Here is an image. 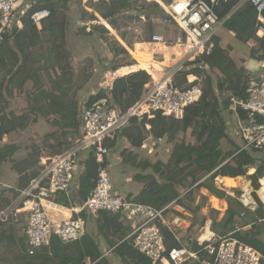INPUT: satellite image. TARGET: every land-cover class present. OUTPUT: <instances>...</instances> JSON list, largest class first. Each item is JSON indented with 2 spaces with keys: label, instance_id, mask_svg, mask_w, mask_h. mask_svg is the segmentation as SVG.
I'll return each instance as SVG.
<instances>
[{
  "label": "trees",
  "instance_id": "1",
  "mask_svg": "<svg viewBox=\"0 0 264 264\" xmlns=\"http://www.w3.org/2000/svg\"><path fill=\"white\" fill-rule=\"evenodd\" d=\"M243 1L221 0L217 13L221 17L232 14L226 27L234 32L240 41H256L259 44V49L252 52V57L254 58L258 55V58L261 59L264 57V40L256 37L255 26L258 17L254 7L248 1ZM42 10L50 11L51 16L42 22V29L40 30L33 23L31 16ZM64 10H66V0L42 1L40 4L31 6L25 15L22 16L20 14L24 25L23 30L15 28L12 33H7L0 48V69L10 68V70L7 74L8 80L6 79V81L1 82L0 89L5 91L9 99L15 98L16 91L19 94L24 93L26 84L29 82L36 86L33 94L34 97L46 89L47 83H43L42 77L38 73H35L32 66L33 62L30 61L33 55L32 51L41 44V35L43 33L55 32L56 36L60 37L61 35L62 42L55 38L56 43L50 52V56L59 61L57 62V66L65 68L66 63L63 64L62 61H69L73 57L65 45L67 29L65 23L61 20L66 19ZM95 10L103 18H101L103 21H107L112 17V9L107 4L104 7L96 6ZM92 17L94 20L97 19L96 16ZM175 30L182 32L178 25ZM106 33V27L96 25L91 27L87 36H104ZM183 35L185 34L183 33ZM150 42L153 45L165 43V41L162 43ZM173 45H176V43H173ZM108 46L114 57L118 58L129 55L128 51L116 41L109 42ZM175 51L179 53L178 58L186 53V50L179 48H175ZM202 57L207 68L218 75L217 87H215L214 79L210 73L204 70L202 99L197 105L188 107L182 119L163 117L160 114L149 121L147 118L142 121L132 119L129 126L123 129L117 136L118 139H127L135 148L142 146L145 139L143 134L144 131L146 132L147 125L150 126V133L157 139H162L165 136L173 138L179 132H187L189 129L193 130V134L196 137V144L194 145L177 144L174 147L168 165H161L160 163L152 165L148 161L145 162L143 167L145 169L151 167L156 174H159L163 178L164 183H160L155 177L150 178V182L144 187L140 195L133 199L137 203L162 209L180 197V188L189 190L187 195L193 199V202L196 201L198 196H201L200 204L196 209H192L184 204L186 210L193 215L190 219L192 226L187 232L183 231L184 234H189L192 231H199L207 223V218L202 215V210L206 206L208 199L200 193L202 189H206L212 196L225 200L228 204V210L222 219H219V211L211 210L212 232L216 236L223 237L233 233L236 230V225H239L241 228L250 226L251 228L249 229L235 233L233 237L254 247L264 255V203L257 194V191L261 187L260 181L264 178V163H261V159L255 155L264 152V147L262 149L252 148L247 150H242L241 147H238L233 151L226 152L222 145V141L228 138L226 123L222 115L229 109L231 97H247L250 77L244 69H239L231 59L229 53L220 47L219 39H216L211 55ZM195 63L196 61H192L190 65H194ZM133 65V63L119 65L115 70H118L120 67ZM174 66L171 65L169 70ZM166 72L163 73L154 68L135 71L126 77L119 78L113 83L112 90L110 91L111 96L119 104L120 108L125 111L142 98L146 91L145 86L152 81V77L157 81L164 77ZM191 73L201 76L202 71L198 69L178 74L183 75V83H185L187 75ZM64 83L65 85L63 86L55 87L50 94L45 95L43 100L30 107L28 111V113L36 117L52 118V126L55 129L58 128L66 132L62 136H59V133L55 132L50 137L45 138V142L53 151V154H60L70 149L80 137L81 121L79 118L80 105L77 99L78 89L73 91L72 86H67L74 84L73 77L67 78ZM106 93V91L101 90L97 95L91 96L89 104H94L105 98L107 96ZM222 95L226 96V98L221 99ZM0 99V123H2L0 127V141H3L6 136L25 127L21 122L14 120L7 121L6 107L1 96ZM31 101L32 99L29 100V102ZM3 106L4 108H2ZM25 119L27 122L31 120L28 115H25ZM69 136H71L70 141ZM53 139L56 143L53 142ZM113 145L114 143L112 147ZM16 149L14 145L0 148V166L9 160V155L6 151H10L12 154ZM41 157L39 154L33 161L27 159L24 163V168L19 171L16 170L20 176L18 188H27L31 181L39 175L41 167L38 168V166L40 165ZM107 165L105 164L103 167ZM100 169L101 165L96 161V157L90 154L84 172L79 179L80 191H78V197L81 203L95 189ZM251 169H255V172L249 176L255 189V192L252 194L253 199L257 203L255 210L243 205L239 200L240 193L235 196L230 195L219 189L215 183L218 177L238 178L246 176L247 172ZM139 179L141 180L139 182L147 183V179L145 180L141 177ZM262 181L264 182V179ZM11 192H13L12 199L14 200L18 193L16 191ZM11 200L4 201L5 205L0 204V210L8 207L12 203ZM58 203L69 206L68 198L65 196L61 197ZM98 217L97 225L99 233L124 264H152L150 259L133 247L131 241H125L129 229L120 221L119 215L100 213ZM2 224L0 221V226ZM163 234L169 250L183 246L195 251L199 248L196 239L192 237H189L185 244L179 240L177 233L173 234L167 228H163ZM74 244L77 245V254L69 255L68 247ZM74 244L65 245L60 240L55 239L51 254L41 251L30 256L26 252V256L23 255L22 264H110L107 259L102 257L99 246L91 237L85 235ZM186 264L201 263L189 261Z\"/></svg>",
  "mask_w": 264,
  "mask_h": 264
},
{
  "label": "built area",
  "instance_id": "2",
  "mask_svg": "<svg viewBox=\"0 0 264 264\" xmlns=\"http://www.w3.org/2000/svg\"><path fill=\"white\" fill-rule=\"evenodd\" d=\"M24 1L0 0V48L7 33H12L15 28L24 29L21 17L17 14ZM184 1L190 3V8L175 14L178 23L169 13H166L162 22L166 26L180 24L185 29L188 34L187 43H191L192 47L189 60H192V56H210L220 30L226 27L232 14L221 17L217 13L221 0ZM244 1L254 7L258 17L256 37L264 40V0ZM28 10L20 14L23 16ZM50 16V11L42 10L33 14L31 19L41 30L42 22ZM151 41H165V37L153 35ZM258 49L257 43L255 51ZM258 69L260 75L250 77L247 97L230 98L229 110L234 113L237 130L245 143L242 150L264 147V57L259 59ZM175 74L169 73L164 83H157L151 76L153 80L145 86L142 98L125 111L113 100L110 92L94 104H89V100L81 103L80 137L75 144L60 154L42 156L39 175L27 188L4 186L16 191L18 195L12 204L0 210V221L4 224L26 221L24 234L30 256L41 251L51 254L55 239L65 245L77 243L87 232L84 215L98 217L100 213H109L120 216V221L129 229L125 241H131L133 247L150 259L152 264H186L189 261L201 264H264L262 253L233 237L235 233L249 229L250 226L241 228L236 225L233 233L219 237L211 230L212 222L207 221L196 239L198 250L186 246L169 250L163 228L176 234L185 225L180 215L170 214L178 206L179 199L157 209L113 193L108 166H103L107 164L112 144L117 141L119 133L129 126L130 120H150L158 114L180 120L188 107L201 101V77L191 73L187 75L185 83L178 84L174 80ZM83 151H90L101 169L95 189L85 201L76 205L72 201L71 187L76 178L78 156ZM251 194V191L248 193L245 190L239 200L245 207L255 210L257 203ZM63 196L68 198L69 206L58 203ZM176 212L185 214V209ZM52 215L62 219L55 220Z\"/></svg>",
  "mask_w": 264,
  "mask_h": 264
},
{
  "label": "rangeland",
  "instance_id": "3",
  "mask_svg": "<svg viewBox=\"0 0 264 264\" xmlns=\"http://www.w3.org/2000/svg\"><path fill=\"white\" fill-rule=\"evenodd\" d=\"M42 1L44 2L45 0H25L17 14L20 16L22 11L28 10L31 6L40 4ZM160 1L167 7L174 8V0ZM176 2L178 5H181L183 2L186 3L187 1L177 0ZM105 4L112 9V17L107 21H103V18L95 10L96 6L104 7ZM64 12L66 13V19L61 20L65 23L67 29L65 45L66 49L73 55L69 61H62L63 64L66 63V67L62 68L61 66H57V62L59 61H56L53 59V56H50V52L54 47L53 45L56 43L55 38L62 42L61 35L58 37L55 32H46L41 35V44L32 51L33 55L30 60L33 62L32 66L34 67L35 73H38L42 77L43 83H47L46 89L36 94L34 97L33 94L36 86L29 82L26 84L24 93L19 94V92L16 91L17 96L15 94L14 99H9L5 91L0 89V96L6 107L7 121H18L25 127L22 130L19 129L8 135L4 141H0V148L10 145H14L17 148L12 154L10 151H6L9 155V160H7L9 167L11 166L15 172H17L16 170L19 171L24 168V163L27 159L33 161L39 154L41 156H49L53 152L45 142L46 137H50V135L55 132L59 133V136L66 133L52 126V118L42 116L36 117L28 113V111L30 107L43 100L45 95L50 94L55 87L65 85L64 82L69 77L74 78V84H69L67 86H72L73 91L78 89L77 99L79 105L88 101L91 96L97 95L101 90L106 91V95H108L112 87H110L109 84L111 79L108 77L107 69L114 71L112 77L115 79V75L117 74L115 68L127 63H133L134 65L118 69L123 74V77L135 71L148 68H154L164 73L169 70L171 65H175L176 68L171 72L176 73L174 75V80L178 84L184 81L183 75L178 73L196 71L199 69V71H202L201 76L199 75L202 80V85L204 82L203 72L207 70L214 79L215 87H217L218 75L207 68L202 56L195 57L194 61H196V63L194 65H190L191 60H189V58L183 60V62L175 61L179 53L175 51V45H173V43L177 45L178 42L176 41L177 39L173 40L172 31L170 29V27H174L175 25L172 23L166 26L162 22L167 14L162 6L155 0H66V10H64ZM92 16H96L97 19L94 20ZM96 25H103L106 27V35H95L94 37L87 36L91 27ZM156 34L163 35L165 37V43L162 45L151 44L150 41L153 35ZM177 35L178 38H181L180 45L184 47L187 46L186 36L183 35L180 30H176V36ZM112 41H116L124 46L129 55L118 58L114 57L108 46V43ZM13 47L15 48L14 45ZM185 49L187 48L185 47ZM185 54H188V50H186ZM76 63L80 64L79 68ZM72 64L74 65L72 66ZM9 70L10 68L0 69V85L2 81L8 80L7 74ZM118 77L121 76L118 74ZM48 83L50 84L48 85ZM226 96L228 95L226 94ZM226 96L222 95L221 99L226 98ZM31 99L32 101L29 102ZM4 106L2 108H4ZM25 115L29 116L31 119L30 122H27ZM222 118L226 123L228 136L227 139L222 141L224 150L230 152L238 147L243 148L245 143L239 135L237 130L238 125L232 118V114L226 111L223 113ZM143 137L145 139L140 148H135L124 138L117 139L114 143L107 160V168L114 194L119 195L118 192L125 193L124 197L130 198L131 195L129 194L137 192V188L142 185L145 187L152 177H155L160 183H164L163 178L159 174H156L151 167L145 169L143 164L148 161L152 163V165L157 163L168 165L174 147L177 144H196V137L192 129H189L187 132H179L173 138L165 136L162 139H157L150 133V126L147 125ZM70 140L71 136H69V141ZM53 142H55L54 139ZM90 154V151H83L78 156L79 163L76 171V182H74L75 184L71 187V196L73 199L75 197L77 204H80V199L78 197V191H80L79 179L84 172ZM255 155L261 159V163H264V152ZM38 168H40V165ZM253 172H255V169H251L247 172L246 176L236 180L238 189L232 191L233 195H238L240 193L239 198H242L248 186L252 194L255 192L252 180L249 178ZM9 173L11 175L13 174L9 171L7 175L0 176V180L8 182L9 178H7V176ZM139 177L145 180L147 179V183L139 182L141 181ZM262 180L260 181L261 187L259 191L264 187V182ZM136 183H139L140 186ZM246 184L248 186H246ZM219 186L221 190L225 189L224 186ZM187 190L188 189L185 188L179 189L182 195L186 193L185 191ZM259 191H257V194L261 199ZM187 203L192 207V198L188 195ZM94 218H96L97 221L99 219V217ZM3 224L1 225L3 231L9 228L8 224ZM0 234H2V232H0ZM200 234L201 231H192L189 234H184L182 230L177 231L179 240L185 244L189 237L197 239ZM27 249L26 237L25 242H22L20 245L16 242H6V240L1 238L0 264H22L23 260L17 258L22 257V254L26 256ZM77 251V245H69V255H76Z\"/></svg>",
  "mask_w": 264,
  "mask_h": 264
},
{
  "label": "crops",
  "instance_id": "4",
  "mask_svg": "<svg viewBox=\"0 0 264 264\" xmlns=\"http://www.w3.org/2000/svg\"><path fill=\"white\" fill-rule=\"evenodd\" d=\"M155 1H157L162 6L163 9H164V6L167 7L160 0H155ZM176 1L177 0H174V3ZM187 3L188 2H186V3L183 2L181 5L184 6ZM167 8H171V7H167ZM174 8H175V4H174ZM175 28H176V26L170 27V29L172 31V36H173L172 38H173V40H176L177 39L176 41L178 42V44L175 45V48L176 49L179 48V49L187 50L188 49L187 46H185L187 48V49H185L184 46L180 45L181 38H178V35L176 36V30H175ZM218 39L220 41V47L223 50H225V51H227L229 53L231 59L234 61V63L236 64V66L239 69H244L245 72L247 73V75L249 77H254V76H259L260 75V71L258 69V61H259L258 55H257V57H254V58L252 57V52L257 47V42L256 41L251 40V41H248L247 43H242L240 40L237 39L236 34L234 32H232V31H230L227 27H223L220 30ZM187 58H188L187 57V54H184L180 58H177L175 61H182L183 62V60H185ZM76 64H78V68H79L80 67V64L79 63H76ZM73 65L74 64H72V66ZM120 68H118V69H120ZM175 68H176V66L173 69H171V70H174ZM115 71H118L117 73L121 77H123V74L120 72V70H115ZM107 74H108L109 79H112L113 80V77H112L113 73H107ZM227 112H230L232 114V118L236 122L234 113L232 111H230L229 109L227 110ZM5 138L3 139V141L5 140ZM9 171H11V173H13V174L11 175L9 173V175L7 176V178H9L8 182L0 180V204H2V205H5L6 204V203H4V201H7V200H11L12 199V195H13L12 193L13 192H11V191H14V190H10V189H8L7 187H4V186L18 187V183H19V179H20V176L18 175V173L15 172V170H13V168L11 166L9 167L8 162H6L5 164H2L0 166V176L7 175ZM218 178H223V177H218ZM224 178L229 179V180H232V181H235V183H236V180L241 179L240 177H238V178H228V177H224ZM217 179L215 180V183L218 186V188L220 187L219 185L224 186L225 189H223V191L227 192L230 195H233L232 194V191L238 189L237 183L235 185L236 187H230L231 185H228L229 181H226V179L224 180V183L223 184L218 183L217 182ZM136 184L138 186H140L139 183H136ZM246 186H248V185L246 184ZM248 187L245 190L249 193L250 190H249ZM137 189H138V191L135 192L134 194H129V193L128 194L131 195L132 198L138 197L140 195V193L142 192V190L144 189V187L142 185L141 187H138ZM263 190H264V188H262L259 191V194H260L261 198L263 197V195H262V191ZM188 191L189 190L185 191L186 193H183V195L180 194V197L178 198L179 199V202H181L183 204H181V203L178 202V206H175L170 211V214H172V215H180L184 219V222H185L184 224L185 225H184L183 230H182L184 232H187L188 229L192 226V223L190 222V219L193 217V215L191 214V212L189 213L186 210L185 206H184V204H186L187 206L190 207V205H188V203H187V193H188ZM118 193L121 196H125V193H120V192H118ZM200 193L202 195L206 196L207 199H208L207 200V203H206V206L202 210V215L207 218V221L212 222L210 220V212H211L212 209L219 211L220 212L219 219H222L224 217L225 213L228 210V204H227V202L225 200H220V199H217L216 197L212 196L209 193V191L206 190V189H202ZM233 196H235V195H233ZM14 200L12 199L11 202L13 203ZM72 201L76 205H78L76 203V201H75V197H74V199H72ZM200 201H201V196H198V198L196 199L195 202H193V199H192V207H190V208L196 209L198 207V205L200 204ZM253 201H255V200H253ZM80 204H81V202H80ZM180 209H185V214L184 213H179V212L177 213L176 212V211H178ZM52 216H53V218L55 220H61L62 219V217H56L54 215H52ZM84 217H85V215H84ZM65 218H67V217H65ZM85 219L87 221V232H86V236L91 237L96 242V244L99 246L100 252L102 253V257L105 258V259H107V261L110 264H124L123 261L117 256V254L114 252V250L112 248H110V246L107 244L106 240L99 233L96 218L89 217V216L86 215ZM25 224H26V221H24V220H22L20 223L11 222V223H8L9 228L4 229V231L2 229V226H0V232H2V234H0V239L3 238L4 240H6V242H16L19 245L22 244V242H25V234H24ZM22 257H23V254H22ZM22 257H18L17 259H19V258L24 259Z\"/></svg>",
  "mask_w": 264,
  "mask_h": 264
},
{
  "label": "bare ground",
  "instance_id": "5",
  "mask_svg": "<svg viewBox=\"0 0 264 264\" xmlns=\"http://www.w3.org/2000/svg\"><path fill=\"white\" fill-rule=\"evenodd\" d=\"M175 4V8H167V7H165L164 6V9L166 10V13H169L172 17H174L175 18V21L178 23L179 22V20H178V18L176 17V13L177 12H180V11H187L189 8H190V3L188 2L186 5H184V6H182V5H178L177 4V2H175L174 3ZM179 25V27H180V29L182 30V32L185 34V36H186V38H187V36H188V34H187V32L185 31V29L180 25V24H178ZM154 42H156V43H162V42H164V41H161V42H158V41H154ZM187 48H188V54H187V57L189 56V54L192 52V47H191V43H189L188 42V45H187ZM190 57V56H189ZM188 57V58H189ZM195 60V57H193L192 56V60L191 61H194ZM171 71L172 70H168L167 72H166V74L164 75V77H162L161 79H158L156 82L157 83H159V82H161V83H164L165 82V79H166V77H167V75L169 74V73H171ZM226 178H218L217 179V181L220 183V184H223L224 183V180H225ZM226 181H229V183H228V185H231L230 187H236L235 185H236V183H235V181H232V180H229V179H226ZM262 195H263V200H264V190L262 191ZM247 198L249 199V197L247 196Z\"/></svg>",
  "mask_w": 264,
  "mask_h": 264
},
{
  "label": "water",
  "instance_id": "6",
  "mask_svg": "<svg viewBox=\"0 0 264 264\" xmlns=\"http://www.w3.org/2000/svg\"><path fill=\"white\" fill-rule=\"evenodd\" d=\"M108 20H110V19H108ZM118 72V71H117ZM107 73H113L114 74V71H111V70H109V69H107ZM119 78H122V77H118V73L115 75V79H111L110 81H109V84H110V87H112V85H113V83L116 81V80H118Z\"/></svg>",
  "mask_w": 264,
  "mask_h": 264
}]
</instances>
